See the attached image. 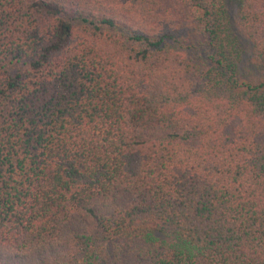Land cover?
Instances as JSON below:
<instances>
[{
    "label": "trees",
    "instance_id": "obj_1",
    "mask_svg": "<svg viewBox=\"0 0 264 264\" xmlns=\"http://www.w3.org/2000/svg\"><path fill=\"white\" fill-rule=\"evenodd\" d=\"M0 264H264V0H0Z\"/></svg>",
    "mask_w": 264,
    "mask_h": 264
}]
</instances>
